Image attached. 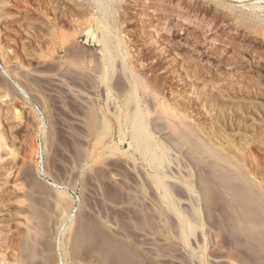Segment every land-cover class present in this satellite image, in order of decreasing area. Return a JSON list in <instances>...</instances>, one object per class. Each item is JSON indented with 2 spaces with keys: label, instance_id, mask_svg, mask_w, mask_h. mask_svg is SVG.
Wrapping results in <instances>:
<instances>
[{
  "label": "rangeland",
  "instance_id": "1",
  "mask_svg": "<svg viewBox=\"0 0 264 264\" xmlns=\"http://www.w3.org/2000/svg\"><path fill=\"white\" fill-rule=\"evenodd\" d=\"M0 264H264V0H0Z\"/></svg>",
  "mask_w": 264,
  "mask_h": 264
},
{
  "label": "bare ground",
  "instance_id": "2",
  "mask_svg": "<svg viewBox=\"0 0 264 264\" xmlns=\"http://www.w3.org/2000/svg\"><path fill=\"white\" fill-rule=\"evenodd\" d=\"M138 127H139V126H138ZM87 230H88V229H87ZM94 231H95V230H94ZM87 235H88V234H87ZM89 238H90V237H89ZM102 240H103V239H102ZM100 242H101V241H100ZM102 242H103V241H102ZM106 242H107V241H106ZM106 242H105V243H106ZM109 242H110V241H109ZM109 242H108V243H109ZM105 243H104V244H105ZM108 243L105 244V245L103 244L104 247L102 246V249L100 248L101 251H103V253L105 254V256H107V252L110 251V250H109L110 248H109V246H108ZM113 245H114V244H113ZM100 246H101V245H100ZM111 247H112V245H111ZM114 248H115V247H114ZM118 250H119V249H118ZM113 251H114V250H111V252H113ZM119 253H120V252H119ZM111 254H112V253H111ZM110 258H111V257H110ZM119 258H120V257H119ZM123 259H124V258H123ZM109 260H110V259H109ZM124 261H125V260H124ZM120 262H121V260H120ZM122 262H123V261H122ZM125 263H126V262H125Z\"/></svg>",
  "mask_w": 264,
  "mask_h": 264
}]
</instances>
